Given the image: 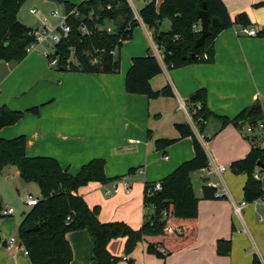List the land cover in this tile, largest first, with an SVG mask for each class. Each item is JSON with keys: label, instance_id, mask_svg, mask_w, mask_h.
<instances>
[{"label": "crops", "instance_id": "crops-1", "mask_svg": "<svg viewBox=\"0 0 264 264\" xmlns=\"http://www.w3.org/2000/svg\"><path fill=\"white\" fill-rule=\"evenodd\" d=\"M27 1L29 12L35 10V5L42 8L61 4L50 0ZM61 1L75 5L84 0ZM150 1L142 4L139 11ZM222 1L232 21L245 14L249 23L247 26L235 23L219 32L213 42L212 63L168 69L157 57L162 71L149 81L150 87L159 91L168 86L171 96L148 99L125 92V75L131 59L144 57L148 50L157 56L158 49L152 41L155 29H148L142 23H138L131 38L123 42L119 53L120 69L115 74L60 71L55 62L36 51L19 62L0 61V107L24 112L14 125L0 129V139L24 136L28 157L52 158L72 175L92 160H103L105 177L119 182L117 193L106 194L111 192L114 181L90 182L76 192L90 209L96 206L100 209L98 220L101 223L123 222L137 230L141 207L140 202L132 204L131 200L137 197L130 196L131 186L142 187L144 194L146 184L158 183L194 155L190 137L179 139L163 150L155 148L156 140L177 139L176 125H186L201 143L209 167L193 172L191 179L208 178L209 181L195 189L200 200L194 243L164 259L150 255L146 262L147 244L139 242L143 257L139 264H252L253 256L264 264V211L259 205L246 204L240 215L235 213L234 208L243 202L245 177L233 175L230 169L231 163L247 155L250 139L264 149V130L248 133L246 124L240 128L229 124L218 130L219 122L210 120L199 133L188 112L191 108L187 102L189 97L204 89L206 107L214 115L233 119L259 102L264 122V37L257 35L264 29V5H260L264 0ZM154 2L158 9L163 0ZM128 3L139 14L133 2L128 0ZM17 19L26 26L18 14ZM162 24L158 30L168 31L170 23L165 29ZM243 27L254 29L256 36L242 33ZM180 101L185 103L186 110L179 108ZM32 110L35 111L30 112ZM220 166L225 167L224 172H220ZM16 173L18 175L17 170ZM124 183L129 187L128 192ZM202 187L214 188L216 198L202 199ZM123 208L136 214L123 221L115 218L114 211ZM9 218L0 219L4 225L3 237L10 235L5 229ZM142 219L143 223L145 214ZM65 237L72 251L70 264H95L93 244L85 230L67 233ZM219 239L230 241L227 256L216 253ZM124 243V238H118L107 245L108 252L120 258L117 264L131 262V258L124 255ZM0 264L31 263L22 251L0 246Z\"/></svg>", "mask_w": 264, "mask_h": 264}, {"label": "trees", "instance_id": "trees-1", "mask_svg": "<svg viewBox=\"0 0 264 264\" xmlns=\"http://www.w3.org/2000/svg\"><path fill=\"white\" fill-rule=\"evenodd\" d=\"M26 0H0V61H21L27 53L26 48L35 43L31 33L33 29L24 26L17 19L18 10ZM63 4L65 13L76 10L78 17L70 16L67 24L70 32L67 37L54 45V52L47 57L55 62L60 71L85 74H115L120 69V49L124 41L129 40L132 30L138 25L133 19V11L127 0H84L79 4H70L61 0H50ZM206 5L210 18H218L219 27L208 26L210 35L202 46L194 48L201 35L198 30L200 20L198 11ZM260 5H264V2ZM141 22L148 29H155L152 41L159 50L162 63L168 69H177L191 64H209L213 62V42L224 29L235 23L247 26L245 14L238 15L232 21L222 0H163L156 9L151 0L139 11ZM162 19L170 23L168 31H160ZM110 27L111 33L106 31ZM264 37V29L257 34ZM162 71L156 57L148 50L144 57L131 59V65L125 75V92L144 95L148 99L171 96L168 86L153 91L149 81ZM191 104L188 112L201 133L210 120L219 122L221 130L233 125L254 126L263 120L259 102L241 111L235 118L214 115L206 107V91L198 90L187 100ZM199 106V109L193 112ZM32 110L30 112H34ZM24 112L0 107V129L18 122ZM177 139H159L155 148L163 150L179 139L190 137L194 155L181 162L170 174L158 183L160 191L153 190L154 184L144 187L143 202L152 213L146 215L141 227L131 229L123 222L101 223L98 220L99 208L90 209L76 192L79 187L90 182L107 184L115 179L104 175V161L95 159L83 165L72 175L59 163L47 157H28L25 153V137L18 136L10 140L0 139V173L7 166H13L24 183H35L41 198L31 207L17 228L18 238L28 251L31 264H70L72 252L65 238L71 231L85 230L93 244L95 264H117L119 257L112 256L107 245L113 239L124 238V255L130 254L139 242L147 244L146 251L159 259L191 245L196 239V218L198 202L192 185L191 174L206 170L209 159L196 136L186 125H176ZM251 147L247 155L231 163L230 169L236 175H245L243 201L250 204L264 196V149L250 139ZM260 164L261 168L257 166ZM258 172L261 180L254 178ZM216 190L202 187V199L216 198ZM0 201V212H1ZM69 218V219H68ZM68 219V220H67ZM37 227L36 231L30 229ZM230 241L219 239L216 253L227 256ZM252 264H261L253 256Z\"/></svg>", "mask_w": 264, "mask_h": 264}, {"label": "rangeland", "instance_id": "rangeland-1", "mask_svg": "<svg viewBox=\"0 0 264 264\" xmlns=\"http://www.w3.org/2000/svg\"><path fill=\"white\" fill-rule=\"evenodd\" d=\"M33 1H38V0H33ZM131 1L133 2L135 9L139 11L140 6L142 4H145L147 1H150V0H131ZM155 1H158V0H155ZM28 3L29 2L26 0L21 5V7L18 10V12H19L18 16H19V18L20 17L23 18L26 26L33 28L34 31L35 30L40 31L42 28V25H45V27L49 30H54L58 26L59 22L61 21V17L65 14L63 4H55V5L49 4V5H46L42 8L41 7L39 8L37 5H35V7H33V8H35V10L38 13L36 16V11H35V14H30V12H29L30 6H27ZM32 6H34V5H32ZM54 11H57L58 17H55V18L52 17L51 14ZM43 20H44V23L41 22ZM167 23H169V21L167 19H162L161 24L163 25V28L165 27V25ZM44 47H45V45H38L34 51L41 53V51L44 49ZM48 53L50 56L53 54L52 51H50ZM153 53H155V50ZM155 57L157 58V56H155ZM255 132H257V131H255ZM233 175H235V174H233ZM241 175H243V174H241ZM244 177H245V181H246V176L244 175ZM142 190H143L142 187L140 189H137L136 184H133L130 188V193L132 192L130 194V196L131 197H137V198H135V201H134V199L131 200V201H133L132 204H136V203L140 202V207H141V213L138 216V220L140 222V225H138L137 229H139L141 224H142L143 214H145V216H146V215H149L152 213L150 207L146 206L143 202L144 194H143ZM120 193H123L122 190H120ZM28 197H32V198L37 199V200H39L41 198L38 186L35 183H24L19 178V176L17 175L15 167H13V166L5 167L2 170V172L0 173V201H1V207L2 206L12 207L14 209V214H12V216L8 219L9 221L6 220L8 222L5 223V229L8 230L10 235L17 229V227L20 225V223L24 219L25 215L31 209L30 207H27L25 205V200ZM122 204L124 206V200L122 201ZM129 205H131V203ZM114 214L116 216L115 218H119V219H121V221H123L124 218H126L129 215L136 214V212L132 211L131 209H127V208L124 211V208H123V209H120L118 211H114ZM130 218H134V217L131 216ZM0 225H1V221H0ZM2 226H4V225H1V227ZM72 232H76V231H71L68 233H72ZM14 235H16V236L18 235L17 231ZM145 255H146L145 261L147 262V260L150 259L149 256L153 255V254L145 253ZM127 256L129 257V259L131 258L130 259L131 262L128 264H136V263L139 264L140 262L143 261L141 249H140V246H138V245L135 246L134 250L130 254H128ZM153 256H155V255H153ZM12 262L15 263L16 259H14ZM120 264H127V263L124 262V263H120Z\"/></svg>", "mask_w": 264, "mask_h": 264}, {"label": "built area", "instance_id": "built-area-1", "mask_svg": "<svg viewBox=\"0 0 264 264\" xmlns=\"http://www.w3.org/2000/svg\"><path fill=\"white\" fill-rule=\"evenodd\" d=\"M132 9V8H131ZM133 19L138 22V23H142L141 22V19L139 17V14L136 13L133 9ZM31 14H35V10H31L30 11ZM52 17H58V14H57V11H54L52 14ZM70 16H73V17H78L79 16V13L76 11V10H72L70 11L69 13H65L62 17H61V21L59 22L58 26L54 29V30H49L47 29L45 26H43L41 28L40 31H34L31 33V35H33L36 39V42L29 45L27 48H26V53H30L32 51L35 50V48L38 46V45H45L44 49L41 51V54L44 56V57H49V53L50 51H52V53L54 52V45L57 44L60 40L64 39L67 37L68 33L70 32V27L69 25L67 24V18L70 17ZM111 28L110 27H106V31L108 33H111ZM200 31V27L198 29ZM242 33H244L245 35L247 36H256V31L254 29H248V28H242L241 29ZM49 55V56H48ZM156 55L159 59L162 58L159 50L156 52ZM179 108L180 109H185V103L183 101H180L179 102ZM199 109V106H196V109L193 111L195 112L196 110ZM189 117H190V120L193 121L192 119V116L191 114L189 113ZM193 123H195V121H193ZM261 130H264V122H259L257 123L256 125L254 126H246V132L248 133H252V132H255V131H261ZM219 170L220 172H224L225 171V167L224 166H220L219 167ZM254 178L256 180H261L262 179V176L256 172L254 173ZM119 182L117 181H114L112 183V190L111 192L110 191H107L106 194H110V193H117L118 189H119ZM124 186H125V191L128 192L129 191V187L127 184L124 183ZM153 190L155 192H159L160 191V184L159 183H155L154 184V187H153ZM37 204V199H34L32 197H28L26 198L25 200V205L27 207H33ZM246 202H241L239 205H237L234 210H235V213L237 215H240L242 209L246 206ZM250 204H254V205H259L261 207V210L264 211V196L253 201L252 203ZM14 213V209L12 207H2L1 209V212H0V219H4V218H9L12 216V214ZM69 219V218H68ZM67 219V220H68ZM260 220V218H259ZM0 246L4 247L5 249L7 250H11V249H15L17 251H22L23 255L28 257V251L26 248H24V246L22 245L20 239L18 238V235H9L8 237H3V229L0 225Z\"/></svg>", "mask_w": 264, "mask_h": 264}, {"label": "water", "instance_id": "water-1", "mask_svg": "<svg viewBox=\"0 0 264 264\" xmlns=\"http://www.w3.org/2000/svg\"><path fill=\"white\" fill-rule=\"evenodd\" d=\"M198 18L200 20V32L201 35L198 39H196L194 43V48H198L203 45L204 40L207 36L210 35V31L208 29V26L211 25L212 27H219L221 25V22L218 18H210L208 15V12L206 11V5L203 3L202 8L198 11ZM258 167L261 168L260 164H257ZM209 179H201V180H192V185L194 189H198L200 187L201 183L208 182ZM37 227H34L30 229V231H36Z\"/></svg>", "mask_w": 264, "mask_h": 264}]
</instances>
